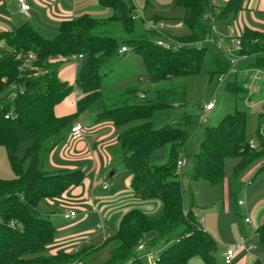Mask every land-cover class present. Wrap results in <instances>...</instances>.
I'll list each match as a JSON object with an SVG mask.
<instances>
[{
  "label": "trees",
  "instance_id": "16d2710c",
  "mask_svg": "<svg viewBox=\"0 0 264 264\" xmlns=\"http://www.w3.org/2000/svg\"><path fill=\"white\" fill-rule=\"evenodd\" d=\"M98 4L112 9L113 15L106 20L83 15L62 22L51 40L42 38L29 24L0 32V39L11 51L32 52L37 65L42 68L39 72L25 70L21 73L11 54L0 61V94L10 85L15 86L11 103L0 107V147L4 148L14 174L11 180L0 179V264H84L106 245L110 246L109 257L102 264H144L141 257L154 249L161 252L153 264H187L194 257L204 264H215L216 243L202 229L194 209L184 210L183 189L177 178L176 161L190 139L186 130L188 122L157 126L152 118L156 112L182 103L183 85L174 83L199 72L208 50L204 41L212 35V23L240 11L242 0H229L223 8H214L210 0H176V7L183 10L181 22L189 32L185 36L169 38L179 46L168 49L156 45L153 41L156 32L144 29L143 23L140 33L134 30L136 20L131 19L134 12L129 0H98ZM153 21L157 22L158 18ZM109 26L119 27L125 37L112 36ZM134 33L139 36L133 37ZM122 47L141 59L148 82L157 86L141 93L142 99L138 86L110 95H104L100 90L107 75L103 68L118 58ZM74 55L86 58L74 86L82 97L77 101L73 115L57 118L53 113L54 106L73 87L58 79L61 62L50 64L47 60ZM237 55L245 57L242 69L264 70V30L244 28ZM212 58L214 70L209 73V78L227 73L229 65L214 49ZM244 81L242 74H235L232 81L225 84V90L243 97L246 94ZM97 100L103 107L96 120H108L120 130L117 154L123 169L132 175L131 192L139 200L160 201L161 209L154 216L129 210L121 218L115 234L101 247L50 256L46 254V248L54 239L55 229L38 205L44 199L56 198L70 187L79 185L83 176L79 171H44V148ZM8 113L10 116L5 119ZM245 121V113L234 110L216 126L203 128L191 175L193 181L219 185L223 182L224 161L238 158L230 178V196L235 211L239 176L264 158V137L257 134L259 147L250 149L245 137ZM24 144L27 146L19 157L18 150ZM165 146L168 147L166 160L152 164L150 154ZM261 171H264V165L258 167L249 184ZM254 232L259 243L264 245V223ZM140 244H144V251L138 253Z\"/></svg>",
  "mask_w": 264,
  "mask_h": 264
},
{
  "label": "crops",
  "instance_id": "0c3cea01",
  "mask_svg": "<svg viewBox=\"0 0 264 264\" xmlns=\"http://www.w3.org/2000/svg\"><path fill=\"white\" fill-rule=\"evenodd\" d=\"M25 1L30 7L27 16H22L18 13L17 0H0V32L12 31L23 24H29L42 38L51 40L57 35L59 25L62 22L77 19L83 15L97 20H106L113 15L112 9L101 7L98 4V0ZM129 1L134 14H142L144 18L148 20L158 18L157 22L162 24V32L172 37H181L188 34V29L181 22L183 10L176 7V0ZM228 1L229 0H210V3L214 8H223ZM172 4L176 10L175 14L171 11V9H173ZM137 21H139L140 24H135L134 30L140 33L142 21ZM216 22L226 23L229 32L225 36L220 32H215ZM212 25V36L217 41L219 40L222 46L228 45V38L230 36L241 35L244 28L263 31L264 0H242V9L240 11L230 15L225 20L214 21ZM182 28H185L186 33L178 34L175 32V30ZM108 29L111 35L117 39L125 37L117 26H109ZM8 50L10 49L5 41L0 39V61L5 58ZM130 52L131 51L127 49L126 52L122 54L119 53L118 58L109 65V69H114L117 75L116 79L113 81L114 83L112 82L109 86H105L104 84L106 80L105 77L107 75L111 76L114 71L112 72V70H110L111 74H107L103 78L100 90L104 95H110L127 87H136L139 82L145 83L142 87L138 86L139 94L155 86L150 85L148 80L143 77L144 73L142 74L143 70L141 66H143V64L141 59H138L139 57H134V59H132V52ZM85 63L86 58L83 56L81 59L68 58L59 65L57 70L58 79L72 86L73 89L62 101L54 106L53 113L55 117L63 118L73 115L76 112V103L82 97V93L78 89H75L74 86L78 74ZM136 74L138 78H136ZM130 76L131 78H129ZM263 92L264 91H262V93ZM102 107L103 104L100 100L95 101L92 105L87 107L70 126L64 128L56 137L52 138L49 144L44 148L42 161V168L44 171H79L83 176L79 185L70 187L56 198L44 199L40 201L38 205L44 218L47 219L55 229L54 239L46 248V254L50 256L72 254L88 247H101L110 236L115 234L121 218L129 210L136 209L146 216H154L161 209L160 201L154 199L139 200L135 198L131 192L130 184L132 182V175L123 169L117 154V136L120 130L115 128L108 120H96L97 115L102 111ZM159 113L160 112H156L152 118V122L158 125H161L160 123H163L171 117L182 116L180 113L158 115ZM74 123L81 124L83 132L79 139L72 141L69 138V129ZM171 123H173V121H171ZM187 131L189 132V130ZM160 150L162 151L157 154L155 160L150 159L152 164H160L166 160L168 147L165 146ZM197 151L198 146L193 157ZM155 152L156 151L152 152L150 158ZM181 155L182 153H180L178 158L181 157ZM5 161L8 162L5 150L4 154L0 151V179L11 180L14 178V174L12 171L10 174L7 170ZM238 161L239 159L236 158L233 167ZM7 164L9 165V163ZM8 168L11 170L10 166H8ZM254 171L255 170L250 171L249 174L244 177L242 181L245 184H249V180L254 175ZM103 186H107V188L103 189ZM223 186L224 192L230 196V180L228 183H223ZM99 187L101 191L104 192V195L100 196L95 193V189ZM183 208L184 210H188L184 205V201ZM69 211H74L76 216L73 219L65 220L63 215ZM245 217L250 218L253 225L252 227L243 222L247 226L245 233L246 239H248V242L254 247V250L251 255L238 257L233 264H255L256 261L260 264V261L255 256L257 251H259V241L255 232L252 231V228L255 229L264 223V207L257 206V208L251 211L250 215ZM63 222H69V224L61 226ZM203 222L202 220L199 222L201 227ZM100 223L103 226L102 229L97 227ZM202 229L204 230L203 227ZM204 231L212 238L211 233L206 230ZM109 251L110 246L106 245L95 255L87 258L83 263L102 264L108 259ZM160 252L161 250L154 249L151 251L150 255L154 258V254L156 253L159 255ZM223 255L221 256L222 264H224ZM141 260L144 264H151L152 261L148 256L144 255L141 257ZM187 264L204 263L200 258L196 259V257H194L191 258Z\"/></svg>",
  "mask_w": 264,
  "mask_h": 264
},
{
  "label": "rangeland",
  "instance_id": "374dc122",
  "mask_svg": "<svg viewBox=\"0 0 264 264\" xmlns=\"http://www.w3.org/2000/svg\"><path fill=\"white\" fill-rule=\"evenodd\" d=\"M172 8L173 9H171V11L175 14L176 10L173 4ZM135 24L138 25L140 24V22L136 20ZM215 27V32H220L224 36L229 32L226 23L216 22ZM155 32L156 38L153 41L158 40L163 43L174 44V42L170 41L171 39H169L172 36L162 32V30ZM175 32L178 34L186 33L185 28L177 29L175 30ZM137 36L139 35H135V33L133 34V37ZM212 54L213 47L208 46V50L204 56L199 72L194 75H189L181 80H177L174 83L183 85L184 93L182 103L176 105L175 107H171L168 110L159 111L160 113L158 114L162 115L168 113H180V115L182 116L173 118L171 117L163 123H160L161 125H156L162 126L166 123L170 124L171 121H173V123L179 121L188 122V127L186 129L189 130L190 139L184 151L182 152L181 157L185 160L183 167H181L177 172V178L180 181L182 189L184 191V205L188 209L195 208L194 211L198 222H200V220H202L203 222L204 219L202 227L204 228V230L211 233L212 239L216 243V251L214 252L215 264H222L221 256L225 253L226 248L237 243L240 237L246 238L245 233L247 226L243 223V218L247 215H250L251 211L254 210V208H257V206L264 207V171L256 174L255 179L251 184H245L242 181L250 171L255 170V173L258 166L264 165V158L260 159L258 163L255 162L247 167L239 176L238 181H240V190L237 194V200L244 202V205L237 206V209L235 211V208L231 201V197L223 190V183L229 182L233 165L236 162V158H228L224 161L223 182L219 185H210L203 180H198L197 182L191 180L194 165L193 154L196 152L197 146L199 145L203 128L216 126L224 116L233 113L234 110L245 113V137L247 143H256L257 129H260V127L263 126V120L261 119V116L257 114V106L254 108H250L245 104L242 96L236 97L235 95L225 90V84L232 81L233 79V76L231 74H222L221 82L217 81V77L219 76H215L213 79L209 78V73L214 70ZM131 56L132 59H134V57H138L135 56L133 52L131 53ZM109 68L110 66H107L102 71L106 72L107 74H111L110 70L112 69ZM141 69L143 70H141L142 74L144 73L143 77L147 80V74L144 71L143 66H141ZM113 71L114 69L112 70V72ZM116 75L117 73L115 71L111 76L107 75L105 77L106 80L104 81L105 86L111 85L112 82L116 79ZM129 78H131V76ZM136 78H138V75L136 76ZM144 84V82H139L138 86L142 87L144 86ZM155 87L157 86H154L152 89H154ZM4 94L7 96L8 93L5 92ZM261 98H264V92L255 94L252 98V101H258ZM210 101L214 103V109L207 114V121L199 126L198 118L202 115V109L204 108V106L207 105V103H209ZM26 146L27 144L20 146L17 153L19 157L22 156L23 150ZM162 148H159V150H154L156 152L150 159L155 160L157 154L161 153L162 150L160 149ZM0 151H2L4 154V149L2 147H0ZM7 163L8 162L5 161V167H7V170L11 174L12 172L11 170H9V165ZM95 193L100 196L104 195V192L101 191L100 187L95 189ZM68 224L69 222H63L61 226H65ZM258 245L259 251H257L255 256L260 261V264H264V245L260 244L259 242ZM157 256L158 255L155 253L154 258H156ZM196 259L198 258L196 257Z\"/></svg>",
  "mask_w": 264,
  "mask_h": 264
},
{
  "label": "built area",
  "instance_id": "2783aa9c",
  "mask_svg": "<svg viewBox=\"0 0 264 264\" xmlns=\"http://www.w3.org/2000/svg\"><path fill=\"white\" fill-rule=\"evenodd\" d=\"M18 5V13L22 16H27L30 7L26 3L25 0H17ZM132 20H141L143 23V27L146 30H153V31H160L162 24L160 22H155L153 20H148L144 18L142 14H134L131 16ZM213 24V23H212ZM213 25L211 27V31L213 30ZM232 33V31L230 30ZM240 36H230L228 38L229 43L226 46H222L220 41L216 40L212 35L210 38L205 39L204 43L208 44V46H212L216 53H218L219 56L229 65V69L226 73L231 74L234 76L235 74H242L244 77V84L243 88L246 91V94L242 97L244 99L245 104L250 107H258L257 114L261 116V119L263 120V126L258 128L257 134L258 137L262 136L264 137V98H261L258 101H252V98L255 94L262 93L264 91V70L260 69H242V64L245 61V57L238 56L237 53L240 51ZM173 41V40H170ZM174 44L169 43H163L161 41H155L156 45L168 49V48H174L179 46L178 43L173 41ZM199 46V45H198ZM127 49L122 47L119 50V53L122 54L126 52ZM9 54L12 55V57L15 59V61L18 62L17 69L19 72L23 73L25 70L39 72L40 69H42L39 65H37V60L35 55L32 52H22V51H11L8 50L6 56ZM83 55H74L71 57H68L70 59H81ZM66 57L57 56V57H49L47 62L50 64L63 62L64 60L68 59ZM3 83H5V79L1 80ZM222 81V75L218 78V82ZM15 86L10 85L7 87V89L0 94V107L9 105L11 103V100L15 96ZM10 91V92H9ZM7 92V96L4 94ZM139 98H144L143 94H139ZM214 109V103L209 102L207 105L204 106L202 109V115L198 118V123L201 125L202 123H205L207 121V114L211 112ZM10 114L8 113L5 115V119H8ZM83 127L79 123H74L70 129H69V138L74 141L79 139L82 136ZM248 147L253 150H257L259 147L258 140L256 143L249 142ZM184 159L182 157H179L176 161V172L183 166ZM107 186H103V189H106ZM244 202L238 200L237 206H243ZM185 215V214H184ZM76 216V213L74 211H69L63 215V218L65 220L73 219ZM243 222L249 226H252V222L250 218L245 217L243 219ZM10 226H13V223L10 224ZM98 228L102 229L103 226L100 223L97 225ZM254 228H252V231L254 232ZM254 250V247L248 242V239L244 237H240L238 242L230 245L226 248V251L223 255V263L224 264H233L236 259L240 256L244 255H251L252 251ZM137 251L142 252L144 251V244H140L137 246ZM145 256H148L149 259H151V264L154 263V259L151 257L150 253L145 254Z\"/></svg>",
  "mask_w": 264,
  "mask_h": 264
}]
</instances>
